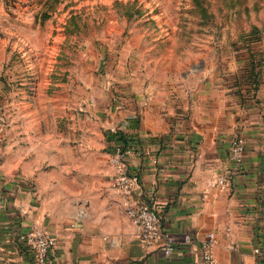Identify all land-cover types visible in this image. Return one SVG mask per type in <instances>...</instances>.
<instances>
[{"label": "crops", "instance_id": "obj_1", "mask_svg": "<svg viewBox=\"0 0 264 264\" xmlns=\"http://www.w3.org/2000/svg\"><path fill=\"white\" fill-rule=\"evenodd\" d=\"M199 51L131 55L126 70L88 72L58 102L35 80L0 85V264H38L18 238L34 226L57 240L44 264H201L209 231L223 264H264V54ZM111 127L132 146L135 194L158 210L169 255L123 209Z\"/></svg>", "mask_w": 264, "mask_h": 264}, {"label": "rangeland", "instance_id": "obj_2", "mask_svg": "<svg viewBox=\"0 0 264 264\" xmlns=\"http://www.w3.org/2000/svg\"><path fill=\"white\" fill-rule=\"evenodd\" d=\"M196 48L264 54V0H0V85L9 91L35 80L58 102L88 72L126 70L131 55Z\"/></svg>", "mask_w": 264, "mask_h": 264}, {"label": "built area", "instance_id": "obj_3", "mask_svg": "<svg viewBox=\"0 0 264 264\" xmlns=\"http://www.w3.org/2000/svg\"><path fill=\"white\" fill-rule=\"evenodd\" d=\"M109 131L119 136L118 143L114 144L109 152L108 163L114 168L113 186L122 196L123 209L137 227L138 236L146 243L162 241L160 248L165 255H169L174 250V244L171 237L163 231L158 210L149 201L135 194L139 187L138 176L129 169L127 164V158L133 150L132 146L126 142V137L122 133L120 134L118 129L111 127ZM2 135L3 127L0 125V146ZM243 151V137L235 135L230 141V158L236 162L240 161ZM227 183L228 176L226 174H220L217 177V184L220 188H224ZM18 238L30 249L38 264L46 262L49 252L57 243L56 237L40 226H34L19 234ZM215 243V235L209 231L201 241V264H223L215 254Z\"/></svg>", "mask_w": 264, "mask_h": 264}]
</instances>
